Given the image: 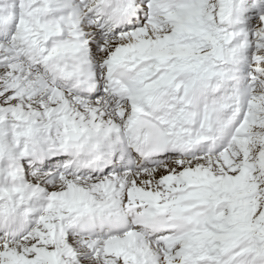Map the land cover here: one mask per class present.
<instances>
[{
  "label": "snow or ice",
  "instance_id": "obj_1",
  "mask_svg": "<svg viewBox=\"0 0 264 264\" xmlns=\"http://www.w3.org/2000/svg\"><path fill=\"white\" fill-rule=\"evenodd\" d=\"M0 264H264V0H0Z\"/></svg>",
  "mask_w": 264,
  "mask_h": 264
}]
</instances>
